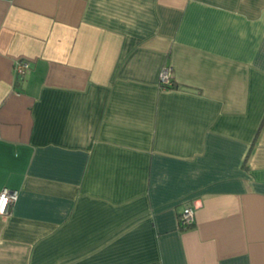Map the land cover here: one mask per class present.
Instances as JSON below:
<instances>
[{"label": "crops", "instance_id": "crops-1", "mask_svg": "<svg viewBox=\"0 0 264 264\" xmlns=\"http://www.w3.org/2000/svg\"><path fill=\"white\" fill-rule=\"evenodd\" d=\"M3 189L0 264H264V0H0Z\"/></svg>", "mask_w": 264, "mask_h": 264}, {"label": "built area", "instance_id": "built-area-1", "mask_svg": "<svg viewBox=\"0 0 264 264\" xmlns=\"http://www.w3.org/2000/svg\"><path fill=\"white\" fill-rule=\"evenodd\" d=\"M30 69V64L26 61H19L14 66L15 75L22 78ZM159 83L161 88L169 89L173 87V79L171 76L170 68L161 70L159 76ZM18 192L8 189H3L0 192V216H6L9 213L10 207L17 201ZM178 221L187 229L193 226L195 222V210L193 207H186L180 212Z\"/></svg>", "mask_w": 264, "mask_h": 264}, {"label": "trees", "instance_id": "trees-1", "mask_svg": "<svg viewBox=\"0 0 264 264\" xmlns=\"http://www.w3.org/2000/svg\"><path fill=\"white\" fill-rule=\"evenodd\" d=\"M179 227H180L181 229H184V228H183V226H181V224H180V223H179ZM189 228H190V227H189ZM187 229H188V228H187Z\"/></svg>", "mask_w": 264, "mask_h": 264}]
</instances>
